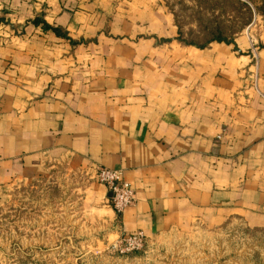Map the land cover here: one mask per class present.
I'll return each mask as SVG.
<instances>
[{
	"label": "crops",
	"instance_id": "obj_1",
	"mask_svg": "<svg viewBox=\"0 0 264 264\" xmlns=\"http://www.w3.org/2000/svg\"><path fill=\"white\" fill-rule=\"evenodd\" d=\"M49 175L105 239L264 232V50L189 45L161 0H0V192Z\"/></svg>",
	"mask_w": 264,
	"mask_h": 264
},
{
	"label": "rangeland",
	"instance_id": "obj_2",
	"mask_svg": "<svg viewBox=\"0 0 264 264\" xmlns=\"http://www.w3.org/2000/svg\"><path fill=\"white\" fill-rule=\"evenodd\" d=\"M193 46L241 36L264 50V0H161ZM255 13L262 15L254 17ZM62 178V179H61ZM61 179V180H60ZM71 178L49 175L0 192V264H264V232L240 224L170 232L132 254L91 229Z\"/></svg>",
	"mask_w": 264,
	"mask_h": 264
},
{
	"label": "built area",
	"instance_id": "obj_3",
	"mask_svg": "<svg viewBox=\"0 0 264 264\" xmlns=\"http://www.w3.org/2000/svg\"><path fill=\"white\" fill-rule=\"evenodd\" d=\"M254 45H251V49ZM252 51H254L252 49ZM95 179L98 184L104 186L110 195L109 206L117 215H121L125 209L133 203V192L128 183L123 180L122 172L107 168H99ZM146 241L145 235L136 232L120 236L110 250L117 255H128L139 251Z\"/></svg>",
	"mask_w": 264,
	"mask_h": 264
},
{
	"label": "trees",
	"instance_id": "obj_4",
	"mask_svg": "<svg viewBox=\"0 0 264 264\" xmlns=\"http://www.w3.org/2000/svg\"><path fill=\"white\" fill-rule=\"evenodd\" d=\"M252 14L254 15V17H256V15H257V16L262 15V14L260 13V11H259L258 13H255L254 10H252ZM211 42L225 43V42H228V41H225V40H223V39H213V41H211ZM211 42H209V43H211ZM187 44L192 45V44H190V43H187ZM207 44H208V43H207ZM204 45H206V44H204ZM204 45H200V46H197V47H201V46H204ZM192 46H193V45H192Z\"/></svg>",
	"mask_w": 264,
	"mask_h": 264
}]
</instances>
